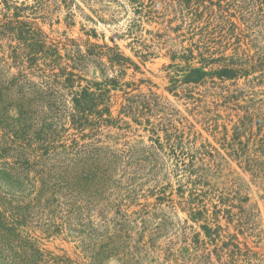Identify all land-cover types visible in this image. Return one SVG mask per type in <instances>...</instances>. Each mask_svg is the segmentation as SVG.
<instances>
[{"label":"rangeland","instance_id":"obj_1","mask_svg":"<svg viewBox=\"0 0 264 264\" xmlns=\"http://www.w3.org/2000/svg\"><path fill=\"white\" fill-rule=\"evenodd\" d=\"M75 2L72 27L65 22L68 13L65 8L54 14L53 25L41 18L35 21L59 40L70 37L117 44L140 67L128 68L122 81L144 82L134 85L139 87L134 90L124 87L112 92L117 94L113 99V116L119 115L126 102L125 91H130L126 96L152 91V109L143 123H138L136 116L123 114L126 123L103 129L95 136L90 130L85 131L90 135L83 136L71 129L65 140L68 145L73 138L81 144L97 138L114 149L130 146L135 154L122 160L112 179L93 198L94 204L84 217L70 216V207L65 205L67 198L61 191L62 194H52V199L60 202L52 205V225L61 229L53 226L52 233H48L47 226L42 224L41 228L24 227L23 233L40 241L48 251L68 254L82 264H97L93 258L98 253L100 264H199L204 249L212 251L216 264L231 260L233 264H264V153L258 151L263 130L259 131L254 124L253 135L246 132L236 142L245 145L249 142L248 150L235 144V149L245 153L241 157L229 146L235 141V126L245 113L242 107L255 102L252 109L258 111L264 106V70H252L237 79L210 75L201 84L184 82L192 67L214 72L233 67L234 59H246L243 62L247 63L250 56L264 57V31L245 30L246 37L238 46L236 37L223 39L219 35L214 29L215 22L208 28L207 39H203L202 29L197 28L205 23L192 26L183 23L181 30L160 39L156 34L165 33L167 23L148 22L146 17L135 13L127 0ZM214 3L216 10L217 4H226L222 0ZM238 9L234 6L229 10L231 19L244 28ZM57 17L60 23H56ZM135 17H141V27L130 35L128 30ZM178 24L182 22L176 21L173 26ZM205 45L211 48V54H202ZM203 57H211L214 62L203 66ZM84 75L89 80H102L96 66ZM237 95L238 98H233ZM178 135L182 140L177 150L184 151L181 158L172 150ZM244 157L256 162L258 171L249 169ZM217 214L219 221L214 218ZM77 223L92 224L93 229L85 225L89 237L74 230L83 228ZM219 225L212 240L205 227L214 230ZM86 241L90 242L89 251L84 247ZM226 245L230 249L223 247ZM216 248L221 249L220 258L213 251ZM231 250L237 254H231Z\"/></svg>","mask_w":264,"mask_h":264},{"label":"trees","instance_id":"obj_2","mask_svg":"<svg viewBox=\"0 0 264 264\" xmlns=\"http://www.w3.org/2000/svg\"><path fill=\"white\" fill-rule=\"evenodd\" d=\"M28 1L0 2L3 4L0 9V264H82L68 254L57 255L48 251L40 241L30 234H24L22 228H41L44 224L48 233H52L53 226L61 229V226L52 225V205L60 203L58 199H52V194H62L61 191L67 198L65 205L70 207V216L77 214L81 218L90 210L98 191L104 189L107 181L112 179L122 160L132 157L135 151L130 146L114 149L101 144L102 140L97 138L88 144H81L77 138H73L72 144L68 145L65 141L68 132L74 129L83 136L90 133L95 136L103 129L126 123L123 114L136 116V121L143 123L146 113L152 109L154 93L150 91L126 96L130 91H125L126 102L119 115L114 117L113 99L117 94L112 92L143 83V79H140V83L122 81L128 68L138 70L139 65L126 56L117 44L111 46L106 42L79 41L70 37L59 40L35 21L41 18L43 22L49 21L53 25L54 14L65 8L68 11L65 22L68 27L74 26L75 0H35L32 4ZM127 1L135 13L146 17L148 22L167 23L166 32L156 34L160 39L169 36L170 32L181 30L183 23L190 26L205 23L197 28L202 29L203 39H207L208 28L215 22L214 29L219 35L223 39L236 37L238 46L246 37L245 30L251 33L264 31V0H222L226 4H217V10L214 0ZM234 6L239 8L244 28L231 19L233 15L229 10ZM141 17L131 21L130 35L140 29ZM176 21L182 24L173 26ZM60 22L61 19L57 17L56 23ZM203 48L202 54L211 51L208 45ZM243 53L245 57L249 56L246 51ZM189 56L193 57L192 54ZM250 57L247 63L243 62L246 59H234L233 67L214 72L192 67L184 82L201 84L210 75H218L224 80L237 79L252 70H264V57ZM213 60L203 57V66L213 63ZM92 66L100 69L101 81L85 77V72ZM136 88L139 87L133 90ZM233 98H238V95ZM155 106H159L158 103ZM253 106H256L255 102L242 107L245 113L235 126V141L229 144L238 157L245 153L235 149V144L240 145L242 150L249 149V142L246 145L242 141L236 142L246 132L252 136L254 124L264 134V110L260 108L264 106H260L258 111L252 109ZM174 128L178 130V127ZM86 130H90V133H85ZM177 138L179 143H174L172 150L174 155L181 158L184 151L177 148L182 136L178 135ZM169 140L172 141L171 135ZM258 143L261 145L258 151L264 153V137ZM244 159L249 169L258 171L256 162L248 157ZM197 213L194 212L195 215ZM218 216L214 217L216 221H219ZM77 224L83 228L74 230L89 237L85 225L93 229L92 224ZM219 227L214 230L205 227L212 240H215L214 235ZM84 245L86 251L91 249L90 242L86 241ZM230 245L239 247L235 243ZM229 246L223 247L230 249ZM206 250L198 263L216 264L212 260V251ZM213 251L218 254L221 249ZM231 254L236 255V250H231ZM100 256L101 253H98L93 258L94 263L102 262Z\"/></svg>","mask_w":264,"mask_h":264}]
</instances>
